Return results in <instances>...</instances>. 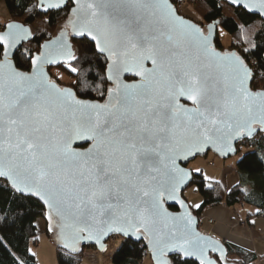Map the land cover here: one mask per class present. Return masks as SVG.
<instances>
[{
  "label": "snow or ice",
  "instance_id": "1",
  "mask_svg": "<svg viewBox=\"0 0 264 264\" xmlns=\"http://www.w3.org/2000/svg\"><path fill=\"white\" fill-rule=\"evenodd\" d=\"M228 2L264 17V0ZM28 11L45 23L68 19L38 54L20 51L31 27H0V180L46 206L66 250L120 235L147 240L155 264H217L209 252L226 264L219 243L193 227L180 197L192 173L178 162L208 147L227 155L234 140L264 132V64L217 51L216 24L183 18L169 0H36ZM101 57L111 85L103 102L78 98L46 71L63 63L78 74L72 61Z\"/></svg>",
  "mask_w": 264,
  "mask_h": 264
},
{
  "label": "trees",
  "instance_id": "2",
  "mask_svg": "<svg viewBox=\"0 0 264 264\" xmlns=\"http://www.w3.org/2000/svg\"><path fill=\"white\" fill-rule=\"evenodd\" d=\"M173 5L179 0H169ZM191 1V10L197 15L204 25L218 24L231 38L228 50L236 51L245 59L250 67L264 64V21L255 15L237 12L222 0H186ZM10 21H16L31 27L34 34L31 39L22 45L21 52L30 50L38 53L40 45L48 41L54 34L57 26H63L68 19L65 13L51 16L50 23H45L46 17L29 13V7L34 8L36 0H0ZM178 12V11H177ZM243 38V39H242ZM76 51L78 45L72 41ZM217 49L222 50L219 41ZM247 48L248 51H244ZM72 66L79 69V73H72L63 64L55 71L66 78V87H71L78 94V98L85 100H98L103 102L100 93L106 96V87L109 84L102 83L105 78V61L101 57L99 61L91 63L72 61ZM30 65L21 67V71H28ZM49 75L58 84H62L52 74ZM79 76V87L77 77ZM63 86V85H61ZM257 87H264V82H258ZM237 154L241 153L235 163L238 181L230 189L223 190L221 183L217 181L209 183L201 171L192 172V183L201 196L202 202L199 208L191 209L198 222L204 211L208 208L224 205L227 208L249 207L255 211V217L264 218V133L258 134L251 141H243L237 145ZM173 211V210H172ZM41 221L47 226L44 232L55 244L57 264H81L83 253L87 248L81 247L78 251L68 252L55 242V236L50 232L49 221L46 218L45 209L34 197H24L16 194L6 183L0 180V264H37L31 253V245L36 244V222ZM123 242V240H122ZM117 248L112 254L110 264H141L143 252L146 251L143 243L128 241ZM226 250L224 261L226 264H252L258 260L257 256L247 250L221 241ZM92 249V248H89ZM210 257L221 264V259L215 255ZM253 263V264H254ZM194 264H198L194 262Z\"/></svg>",
  "mask_w": 264,
  "mask_h": 264
},
{
  "label": "rangeland",
  "instance_id": "3",
  "mask_svg": "<svg viewBox=\"0 0 264 264\" xmlns=\"http://www.w3.org/2000/svg\"><path fill=\"white\" fill-rule=\"evenodd\" d=\"M191 4H192L191 1L179 0L173 6L178 11L179 15L195 23L202 24L200 18L197 15H195L193 11L191 10ZM8 21H10V18L3 4L0 3V26ZM61 27L62 26L60 25L57 26V28L54 30L55 33L58 32V30ZM220 32H222L223 34L218 35V41H219V44L222 50L226 51L230 48L232 41H231V38L227 36L226 33L223 32L221 29L217 31L218 34ZM55 69H53L52 74L58 79L60 83H62L60 85L67 86L68 84L67 82L69 81L66 78H64L62 75L58 74L55 71ZM243 152L244 151L242 150L241 153H238L236 156L231 157L227 160H219L215 158L214 156H212L211 154H208L206 157L198 158L194 162L188 164L187 169L191 170L193 173H198L196 169H199L204 177L205 176L208 177L207 181L209 183L214 182L213 180H215L218 183H221V186H223V190H228L238 181L235 163L239 160ZM182 198L185 200L187 205L192 210L197 209L195 205L197 204L201 205V202H202L201 196L196 191L193 185H190L182 193ZM218 207L223 208L225 206L220 205V206L212 207V208H218ZM229 209L233 213L240 212V214H249V213L255 212L249 207H244L243 209L242 208L239 209V207H236L233 209L229 208ZM207 220L208 219L205 216V214L204 215L202 214L200 221H199V231L204 235L212 237L211 231L214 227L207 225ZM239 221H238V224H239L238 226L243 227L244 220L240 219ZM251 221H252V224L255 225L258 231L264 232V218L253 217L251 218ZM212 223H213L212 220L208 221V224H212ZM46 229H47V226L45 227V223H41V225L38 224L37 236L35 238L36 244L35 246L31 245L30 247L31 253L34 255L35 261L37 264H57L56 254H55V244L53 240H50L44 233ZM110 239L107 241L105 250L102 253H99L93 249L87 248L83 253V259H82L81 264H110V260H111L113 252L117 250V248L121 245V242H122V239L118 237H115L112 240ZM255 241L256 243H260L262 245L261 247L258 244L260 247V251H262L260 252V254H262L264 252V243H262V241H259V240L258 241L255 240ZM141 264H152L150 257H144L143 262ZM254 264H264V255H261V260L259 261L256 260Z\"/></svg>",
  "mask_w": 264,
  "mask_h": 264
},
{
  "label": "water",
  "instance_id": "4",
  "mask_svg": "<svg viewBox=\"0 0 264 264\" xmlns=\"http://www.w3.org/2000/svg\"><path fill=\"white\" fill-rule=\"evenodd\" d=\"M222 1H224L226 4H228L230 7H232V8H234L229 2H228V0H222ZM170 2V1H169ZM171 3V2H170ZM172 4V3H171ZM172 6H173V4H172ZM174 7V6H173ZM176 12H177V10H176ZM177 14H178V12H177ZM179 15V14H178ZM252 15H255V16H258V17H260L263 21H264V17H261L258 13H256V14H252ZM181 16V15H180ZM183 17V16H182ZM184 18V17H183ZM185 19H187V18H185ZM189 20V19H188ZM191 21V20H190ZM193 22V21H192ZM193 23H195V22H193ZM196 24H198V23H196ZM198 25H200L201 26V24H198ZM27 27V26H26ZM217 27H218V24H216V30H217ZM59 35V31L58 32H56L48 41H50V40H52V39H54L56 36H58ZM32 37V36H31ZM31 37L30 38H28V39H26V40H24L23 42H22V45L23 44H25V43H27L30 39H31ZM69 39H70V42H72V41H75V39L76 38H73V37H69ZM48 41H45V42H43L42 44H44V43H46V42H48ZM41 44V45H42ZM22 47V46H21ZM217 48V47H216ZM39 50H41V49H39ZM73 50L75 51V49H74V46H73ZM217 51H221V52H225V51H223V50H219V49H217ZM226 51H231V50H226ZM236 52V51H235ZM35 54H38V53H35ZM60 65H63V63L62 64H60ZM60 65H50V66H46V71L48 72L50 69H55V68H58ZM146 66L147 67H151V63L150 62H147L146 63ZM28 71H30V68H29V70ZM48 74H49V72H48ZM50 76V75H49ZM50 78H51V76H50ZM105 78H106V73H105ZM57 83V82H56ZM58 85H60V84H58ZM109 85H110V83H109ZM61 86V85H60ZM111 86V85H110ZM61 87H66V86H61ZM182 104H184V105H186V106H189V107H191L192 105H191V102H189V101H187L186 99H183V98H181V101H180ZM264 132H257V133H255L254 135H252L251 137H248L247 135H245L242 139H237V140H234L233 141V146L235 147V149H236V151L235 152H229V153H227V155H224L223 153L224 152H226L227 150L225 149V148H221V151H219V152H217L214 148H212V147H208V148H206L205 149V151L204 152H202V153H198L196 156H195V158H189L187 161H179L178 163L180 164V166L182 167V168H184L185 170H187V171H190L191 173H192V171L191 170H189V169H187V166H188V164H190V163H192V162H194L196 159H198V158H202V157H206L208 154H211L212 156H214L215 158H217V159H219V160H227V159H229V158H231V157H234V156H236L237 155V145H239L240 143H242L243 141H251V140H253L258 134H263ZM3 181V180H2ZM5 182V181H4ZM191 183H192V180L191 181H189L188 183H187V185L186 186H183L182 187V189H181V192H180V197H181V199L183 200V202H184V204H185V206H186V210L188 211V212H190L191 213V216H192V218H193V227H194V229H195V231L196 232H198L201 236H204V237H206V238H209V239H211V240H214V241H217L218 243H219V245H220V247L221 248H223V250H224V257H223V260H224V258L226 257V250H225V247L223 246V244H222V242L220 241V240H218V239H215V238H213V237H210V236H207V235H204V234H202L200 231H199V222H198V220H197V218L192 214V210L190 209V207L187 205V203L185 202V200L182 198V193L191 185ZM16 194H18V195H20V196H24V197H32V196H27V195H22L21 193H17V192H15ZM39 203H40V205L45 209V212L47 213V211H48V209L46 208V206L40 201V200H38L36 197H34ZM165 208H167V210L170 212V213H173V214H182V213H184V211H185V208H181V206L179 205V204H176V203H174V202H166L165 203ZM173 210V211H172ZM48 220V219H47ZM53 236H55V242L57 243V244H59L58 243V241H57V237H56V235L53 233ZM113 237H118V238H120V239H122L123 241L126 239V238H124L123 236H120V235H116V236H113ZM110 238H102L101 239V241L99 242V243H96V242H89V241H81L79 244H78V249H80L81 247H83V248H92L93 250H95L96 252H99V253H102L104 250H105V247H106V243H107V241L109 240ZM130 242H133L132 240H129ZM134 243V242H133ZM136 244H138V243H143L144 244V247H145V249L147 250V252H148V257H150V259H151V262H152V264H155V261L153 260V257H152V252H151V249H150V247H149V245H148V243H147V240H144V239H142V240H140V241H138V242H135ZM60 245V244H59ZM62 247V246H61ZM63 248V247H62ZM64 249V248H63ZM64 250H66V249H64ZM66 251H68V252H71L72 250H66ZM210 255H215V256H217L219 259H220V257H219V253H213V252H209V256ZM196 263H198V262H196Z\"/></svg>",
  "mask_w": 264,
  "mask_h": 264
},
{
  "label": "crops",
  "instance_id": "5",
  "mask_svg": "<svg viewBox=\"0 0 264 264\" xmlns=\"http://www.w3.org/2000/svg\"><path fill=\"white\" fill-rule=\"evenodd\" d=\"M213 181L215 182V180ZM236 213H233L227 207H218L207 209L204 211L203 215L205 214L208 219L207 225L214 227L211 231L213 238L250 251L257 256L258 261L261 260V255H264V252L260 254L262 251H260L259 245L261 247L262 245L260 243H256L255 240H259L264 243V232L258 231L255 225L252 224L251 218L255 217V212L249 214H240V212ZM240 219L244 220L243 227L238 226V221ZM209 220H212L213 223L208 224ZM41 223V221L36 222V229L38 224L41 225Z\"/></svg>",
  "mask_w": 264,
  "mask_h": 264
},
{
  "label": "built area",
  "instance_id": "6",
  "mask_svg": "<svg viewBox=\"0 0 264 264\" xmlns=\"http://www.w3.org/2000/svg\"><path fill=\"white\" fill-rule=\"evenodd\" d=\"M198 24H199V23H198ZM114 238H115V237H112L110 240H112V239H114ZM143 256H144V257H148V256H149L147 250L143 252Z\"/></svg>",
  "mask_w": 264,
  "mask_h": 264
},
{
  "label": "flooded vegetation",
  "instance_id": "7",
  "mask_svg": "<svg viewBox=\"0 0 264 264\" xmlns=\"http://www.w3.org/2000/svg\"><path fill=\"white\" fill-rule=\"evenodd\" d=\"M8 22H10V21H8ZM6 23H7V22H6ZM6 23H4L3 25H5ZM3 25H1L0 27H2ZM201 26H205V25L202 23Z\"/></svg>",
  "mask_w": 264,
  "mask_h": 264
}]
</instances>
